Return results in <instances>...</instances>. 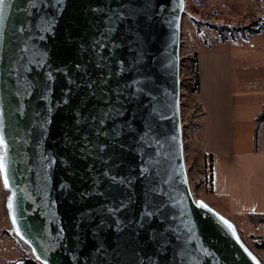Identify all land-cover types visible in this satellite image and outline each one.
Wrapping results in <instances>:
<instances>
[{
  "label": "water",
  "instance_id": "95a60500",
  "mask_svg": "<svg viewBox=\"0 0 264 264\" xmlns=\"http://www.w3.org/2000/svg\"><path fill=\"white\" fill-rule=\"evenodd\" d=\"M119 2L66 0L56 35L49 41V53L54 67L68 66L69 76L76 80V84H68L67 77L57 74L58 81L53 84L48 101H39L53 107L47 113L51 122L44 123L29 114L22 121L15 142L11 139L8 141L11 191L5 189V206L11 223L13 215L16 217V224L12 223L14 231L20 238L24 237L22 240L27 241L35 258L41 255L43 242L37 241L41 236L44 241L50 240L58 227H63L68 236H80L83 243L76 249L82 253L79 264H101L94 250L95 245L104 246L107 264H114L111 259L114 252L120 257V264H135L133 250L142 256L139 250L148 240L145 232L133 239L127 233L121 235L114 226L105 227L98 235H93L100 218H85L89 217L90 212L94 214L99 211L102 205L111 206L113 201L96 195L81 197V193L94 189L93 173L89 168L100 170L101 165L93 164L91 157L83 158L68 139L69 135H76L73 132V112L77 107L83 108L87 100L83 85L100 75L95 68L94 53L86 49L103 17L90 9L102 8L107 11L108 8L117 7ZM132 4L143 14L133 17L121 28L122 47L114 52L116 58L125 61V71L115 77L111 84L116 87L118 80L119 87L123 88L125 84L140 80L145 92L150 90L151 96L141 94L125 102L124 114L117 118L116 123L128 121L131 127L126 135L120 137L124 143L123 151L117 149L110 161L119 164L118 170L122 175L133 178L134 187L130 191L135 204L132 205L131 214L136 213L143 204L146 188L155 180L167 194L165 199L171 197V211L178 217L176 223L190 237L188 249L191 256L184 264H256V261L264 264L244 241L238 224L210 203L196 198L192 191L186 162L181 100L182 25L186 0H132ZM136 60H139L138 64ZM76 63L86 65L88 74L84 75L82 69L78 71L74 67ZM113 68L118 70L116 65ZM77 84L81 87L77 88ZM134 92L135 87L127 89L125 95ZM62 93L71 97L69 105L55 107L62 99ZM99 106L103 107L102 104ZM149 123L152 125V146L142 148L139 140ZM33 124H36L35 129H32ZM40 124H43V128ZM26 128L32 131V135L26 134ZM145 152L147 155H144ZM142 167L148 168V180L143 176L135 178ZM105 190L107 183L99 189ZM13 193V208L9 209L7 201ZM111 194L122 199L124 191L114 188ZM198 201L206 207H199ZM77 224H82L83 228L77 227ZM151 230L149 228V232ZM130 240L133 242L129 243ZM33 249H36L35 253ZM248 252L256 257V261L249 257ZM54 255L49 254L50 264ZM56 264H72V261L59 256Z\"/></svg>",
  "mask_w": 264,
  "mask_h": 264
},
{
  "label": "snow or ice",
  "instance_id": "6c2138e0",
  "mask_svg": "<svg viewBox=\"0 0 264 264\" xmlns=\"http://www.w3.org/2000/svg\"><path fill=\"white\" fill-rule=\"evenodd\" d=\"M65 8L66 0H0V174L3 176L5 189L9 191V139L15 142V137L21 131V123L29 114L40 118L44 123L51 122L47 113L51 112L53 107L47 103L40 104L39 101H48L53 84L58 81L57 74L67 77L68 84H76V80L69 76L68 66L54 67L49 53V41L56 35ZM90 11L103 17L100 22L102 27L97 25L98 31L86 49L94 53L95 68L100 71V75L84 83L83 90L87 100L83 108L77 107L73 112V132L76 135H69L68 139L83 158L91 157L93 164L101 165L100 170L89 168L93 173L94 189L92 192L81 193V197L96 195L110 199L113 203L111 206L102 205L99 211L94 214L90 212L89 217L85 219L99 216L100 222L96 225L94 236L105 227L113 226L121 235L127 233L133 239L138 238L141 232L147 233L148 240L139 250L143 255H137L136 250H133L135 264H184L191 256L188 249L191 240L185 235V230L176 223L178 217L171 211V197L165 199L167 194L152 180L146 188L143 204L136 213L131 214L132 205L135 204L130 191L134 187L133 178L122 175L118 170L119 164L110 163L117 149L123 151L124 143L120 137L126 135L131 127L128 121L116 123L117 118L124 114L125 102L141 94L151 96L150 90L145 92L140 80L125 84L123 88L119 87L118 80L116 87L111 84L115 77L125 71V61L116 58L114 52L122 47L121 28L132 21L133 17L141 16L143 11L133 6L132 0H120L117 7L108 8L107 11L102 8H92ZM117 40L121 42L117 43ZM135 63L138 64L139 60ZM113 65H116L118 70H115ZM74 67L78 71L82 69L84 75L88 74L86 65L76 63ZM83 78L80 77L81 80ZM76 86L81 87L79 84ZM133 87L135 92L126 96L127 89ZM70 99L66 93H62V99L55 107L69 105ZM101 104L103 107L99 106ZM35 127L36 124H33L32 129ZM40 127L43 128V124H40ZM25 131L27 135H32L31 130L26 128ZM151 131L152 125L149 123L139 140L142 148L152 146ZM147 172L148 168L142 167L135 178L143 176L148 180ZM106 183L107 190L99 191L101 185ZM114 188L124 191L122 199L111 194ZM14 196L15 193L8 198L9 209L13 208ZM197 203L201 208L206 207L203 202ZM12 223L16 224L15 215L12 217ZM76 226L83 228L82 224ZM149 228L152 229L150 232ZM17 231L19 234V230ZM21 239L24 237L21 236ZM41 241V255L36 256L37 260H41V264H50L49 254H55L51 264H56L59 256H65L72 264H79L82 253L76 249L83 242L78 234L68 236L63 227H58L50 240L44 241L41 236L37 242ZM131 242L133 241L130 240L129 243ZM94 250L101 264H107L104 246L95 245ZM35 251L36 249H33L34 253ZM101 253L103 255H100ZM248 255L256 261V257L250 252ZM111 259L114 264H120V257L115 252ZM256 264H259V261H256Z\"/></svg>",
  "mask_w": 264,
  "mask_h": 264
},
{
  "label": "crops",
  "instance_id": "0c3cea01",
  "mask_svg": "<svg viewBox=\"0 0 264 264\" xmlns=\"http://www.w3.org/2000/svg\"><path fill=\"white\" fill-rule=\"evenodd\" d=\"M197 93L202 151L213 154L212 205L264 239V50L233 42L201 48ZM244 225V226H243Z\"/></svg>",
  "mask_w": 264,
  "mask_h": 264
},
{
  "label": "rangeland",
  "instance_id": "374dc122",
  "mask_svg": "<svg viewBox=\"0 0 264 264\" xmlns=\"http://www.w3.org/2000/svg\"><path fill=\"white\" fill-rule=\"evenodd\" d=\"M255 22L257 23L253 27L258 28L259 32L251 33L246 30L243 34L245 37L242 34L232 36L228 30L235 27L236 31H239ZM233 42L251 43L254 47L264 50V0H186L182 25V58L194 55L210 44L213 47H221L225 43ZM188 75L182 64V118L183 124L187 125L184 143L190 184L196 198L212 205V185L208 179L200 184L209 174V169L205 166L201 148L202 108L197 94L190 93L183 85ZM5 193L0 174V264H26L28 259H34L41 264L27 243L14 231L5 206ZM239 229L247 245L264 262V250L255 249L252 244L254 238L242 226H239Z\"/></svg>",
  "mask_w": 264,
  "mask_h": 264
},
{
  "label": "trees",
  "instance_id": "16d2710c",
  "mask_svg": "<svg viewBox=\"0 0 264 264\" xmlns=\"http://www.w3.org/2000/svg\"><path fill=\"white\" fill-rule=\"evenodd\" d=\"M252 23V25H247L243 29L236 31V28H230L228 30L231 31L232 36H235L236 34H242L244 36V32L246 30L250 31L251 33H257L259 32L258 28H254L253 26L256 24ZM229 28V27H228ZM237 37V36H236ZM235 37V38H236ZM245 37V36H244ZM227 40V39H226ZM209 46H212L211 44ZM182 64L187 69L189 75L186 78V80L183 81L184 87L190 92L197 94L200 89V75H199V54L197 52L194 53V55H188L187 57L182 58ZM258 125L264 120V108L260 115L258 116ZM187 128V125H184V133L185 129ZM203 152L204 160H205V166L209 169V174L203 179V181H200V184L205 182L208 179V182L212 185L213 182V160L214 156L212 153ZM249 219H253L252 222H264V213H249L248 214ZM253 246L255 249L258 250H264V239L253 237ZM26 264H38L36 260L34 259H28L26 261Z\"/></svg>",
  "mask_w": 264,
  "mask_h": 264
}]
</instances>
